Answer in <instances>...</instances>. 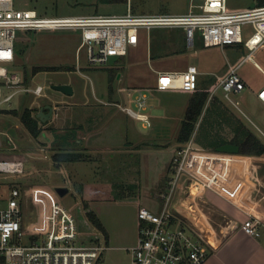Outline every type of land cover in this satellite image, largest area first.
Returning a JSON list of instances; mask_svg holds the SVG:
<instances>
[{
    "label": "rangeland",
    "instance_id": "1",
    "mask_svg": "<svg viewBox=\"0 0 264 264\" xmlns=\"http://www.w3.org/2000/svg\"><path fill=\"white\" fill-rule=\"evenodd\" d=\"M196 1L126 0L124 2L102 3L97 0H13V7L15 9H35L39 15L48 17L92 14L121 15L128 11L134 14H180L187 12L190 4ZM226 6L229 11H239L257 6V0H226ZM165 31L163 28L156 30L153 28L149 31L145 28H140L138 44L135 47L128 48L127 55L124 56V62L121 60L117 64L118 57H112L107 65L89 67L91 69H88L83 50L80 52L79 68L76 67V49L80 40V32L78 30H18L14 42L16 50L14 68L18 71L27 70L32 80L33 85L31 86H36V84L44 86L43 93L39 96L29 93V102L36 104L52 103L55 98L62 97L61 92L53 89L52 86L56 83L65 82L73 90V96L70 100L76 103H87L89 105L93 104L100 107L117 109L118 107L104 103L114 102L110 101L108 96L109 70L111 67L119 66L120 68L124 66L127 67L126 69L129 72L128 78H125L124 75L120 81L117 80V76L120 73L118 72L112 83L113 86L116 88L122 87L125 90L128 87L142 88L148 94V111L156 112L157 108L155 106L157 103L160 106L162 105L161 109L164 111L166 101L172 102L171 104L173 105H178L187 98L186 95L190 91L181 90L182 93L174 92L170 95L168 92L163 91L154 92V89L150 85L156 77L155 69H161V71L182 70L189 63L199 68V72L200 70L203 71V73L199 74V78H207L209 82H214L216 75L222 74L229 65L238 62L241 57L248 53V50L243 45L205 47L198 33L195 44L192 47H188L183 53H170L178 49L179 44L174 43L167 48H161L159 41L164 37ZM250 31V27L245 26L243 40L247 39ZM151 48L153 55H151ZM252 59L258 62L264 69V47L257 49L252 54ZM35 66H61L63 69L42 70L31 74L32 68ZM238 73L246 82L245 89L241 92L229 93L230 99L225 98L223 91L218 89L216 96L220 97L221 104L226 106L225 108L234 120L242 121L264 141V106L253 101L251 102L253 103L251 107L245 104V101L249 99L247 97L249 92L258 89L264 84V74L253 65L251 60L245 61L238 70ZM7 92L8 90L3 88V95L7 94ZM22 97V94H17L9 104H3L0 110L16 109L19 112L22 111L24 108V105H20ZM171 104L167 107L168 111H171V108H173L172 113L179 117L181 116V119H183V109L179 106L172 107ZM118 109L121 110L120 108ZM130 122H132L134 127L136 126L139 129L140 135L143 134L142 136L155 133V143H160L162 146L170 143L169 146L165 147H170L175 142L176 135L180 129L179 122L175 127L174 124H170L169 128H145L142 127L140 121L133 118ZM214 131V134L221 133L226 138L231 137L233 134L227 124ZM7 137L11 139V143H8ZM203 137L205 138V135L199 131V139ZM45 139V133H41L37 141L40 143L45 141ZM0 141L5 146L8 145L9 150H12L9 154H20L23 158L24 156H29V162H25V174L0 173V207L5 204L9 189L17 188L20 191L19 202L24 213L26 239L34 234L37 235L45 231V225H47L46 215L49 212L51 202L56 198L59 203L70 209L76 217L78 228L81 231V241H84L87 239L88 232L96 231L91 230L85 223L86 217L83 210L84 203L87 200H92V209L98 211L101 217L108 221L107 224H109V229L114 236L110 243V247L113 248L109 247L103 252L102 258L104 263H127L129 257L126 250L119 249L118 247H123L132 242V229L128 220L130 221L135 213L136 203L131 201L114 202L113 199L119 197V190L114 186L106 187V189L105 187H99L100 189L85 187L82 189L79 185L87 183L89 179L88 175L84 176L85 169L81 166L85 165L83 162L75 163V166H81L78 169V174L82 177L81 181H79L80 184L78 181H72L70 182V186L73 189H70L69 192H65L62 196L55 193L54 188L57 183L64 184L68 180L67 175L70 173L68 172V166L65 165L63 168H59L51 165L49 168L51 172L46 171L50 161L44 157L46 153L37 148L38 145L34 138L20 125L19 116L6 115L0 111ZM180 146L179 143H176L175 148ZM29 149L30 151L32 150L34 155L28 152ZM192 152V156L187 161L188 172L182 177L181 181V187L184 189L186 195L189 194L188 186L195 181L202 186L213 184L215 188H223L224 190L227 188V191L233 197H240L242 195L244 191L243 185L238 181L237 176L243 171H248L247 169H242L244 168V163L247 161L236 159L233 154L216 152L215 149L194 147L192 148ZM172 154L173 151L171 149L160 153L159 166L161 167L162 164L165 166L168 157ZM35 155L37 158L33 157ZM220 156H228L230 159H221ZM216 157L219 159H212ZM257 164H260L257 167L258 169L262 166L261 163L253 161L251 168ZM29 165L33 167L31 168ZM33 169H36L37 172L28 173V171ZM168 170L165 169L164 171L165 178H168ZM155 172L156 170L151 173L152 178ZM221 173L224 174L222 175ZM225 175L226 179L223 177ZM233 179L234 182L231 183ZM104 180L114 181L109 176L104 177ZM89 188H91V191ZM164 189L165 184L162 187V191ZM83 191H90V194H83ZM192 191L198 193L199 188L196 189L193 185ZM154 194L152 193L150 198L155 203H158L157 199L153 197ZM198 200L202 209L209 215L215 234H220L222 225H227L228 217L224 216L210 200H205L204 202L201 199ZM146 205H149V203H146ZM159 209L160 206H158V209L151 207L152 211ZM125 222H128V227ZM218 234L216 235L218 236Z\"/></svg>",
    "mask_w": 264,
    "mask_h": 264
},
{
    "label": "built area",
    "instance_id": "2",
    "mask_svg": "<svg viewBox=\"0 0 264 264\" xmlns=\"http://www.w3.org/2000/svg\"><path fill=\"white\" fill-rule=\"evenodd\" d=\"M245 26H249L251 31L243 40ZM140 28L148 31L153 28H182L188 47L195 44L198 33L205 47L243 45L248 50L238 62L228 66L224 75L216 77L207 101L218 89L227 99H230L229 93L245 89L238 70L247 60H251L264 74L262 67L252 59V54L264 47V6L229 11L226 0H197L190 4L187 12L180 14H134L128 11L121 15L48 17L39 15L35 9H15L13 0H0V107L9 104L17 94L39 96L44 90L40 84H27L22 72L8 67L15 59L14 42L18 30H78L80 40L76 66L79 68L82 50L90 67L104 66L112 57L126 55L129 47L137 46ZM199 73L193 64L183 70L158 71L155 87L192 92L198 87ZM3 88L8 90L7 94L3 95ZM257 96L264 104V85ZM104 103L120 108L145 128L152 125L148 94L142 88L129 89L123 103ZM194 147L199 146L191 137L175 149L165 189L159 194L160 209L152 211L144 206L138 209L137 241L124 248L129 257L126 264H202L208 256L212 247L209 217L198 199L202 190L215 187L213 184L202 186L195 181L188 186L187 195L181 187ZM218 157L212 159L217 160ZM0 173L25 174L24 161L0 159ZM223 177L226 179V175ZM193 185L199 188L198 193L192 191ZM8 191L5 204L0 207V264H106L102 255L109 247L102 233L85 219L89 228L96 231L88 232L87 239L81 241L76 217L56 198L46 215L45 231L26 239L20 191L17 188ZM262 226L264 222L249 213L241 229L249 236L260 237Z\"/></svg>",
    "mask_w": 264,
    "mask_h": 264
},
{
    "label": "crops",
    "instance_id": "3",
    "mask_svg": "<svg viewBox=\"0 0 264 264\" xmlns=\"http://www.w3.org/2000/svg\"><path fill=\"white\" fill-rule=\"evenodd\" d=\"M14 52L16 56L15 47ZM124 56L117 59V64H119L121 60L124 62ZM15 62L16 57L14 62L8 64L9 69L14 68ZM188 65L189 63L183 67L182 70ZM89 67L90 66L87 68L91 69ZM126 68L127 67L124 66L120 68L119 66H115L111 67L110 70H117V73L120 72L117 76V80L120 81L121 77L124 75L125 78H128L129 72ZM227 69H225V71L219 76L224 75L227 72ZM110 70L108 84H111V88L108 86L109 100L114 102H124L126 99V92L131 88L128 87V89L125 90L122 87H114L112 83L115 77L110 81ZM154 71L156 73V77L150 85V87L154 89V92L163 91L168 92L169 95L174 92L182 93L180 89L157 90L155 87L157 72L161 71V69H155ZM20 72L23 74L25 73V71ZM200 73H203V71L200 70ZM28 77L26 79L27 84L33 85L30 75ZM216 77L217 75L215 78ZM243 81L245 82L244 79ZM214 82L209 85V91ZM209 83L210 82L207 78L198 77V85L202 86ZM59 84L68 83L62 82L56 83L55 85ZM262 86L258 89H254L252 92H249V95H247L249 99L245 101L246 106H253V103H251L252 101L254 103L258 102L261 106H264L257 96V93ZM61 94L62 97L55 98L52 103L46 102L43 104H36L34 102H29V94H22L23 97L21 98L22 100H20V105H24L22 111L24 109H31L32 116L37 119L38 125L41 128V133H45V141L40 142L42 145L37 141L39 135L34 138V140L38 145L37 148L44 151V153H46L44 157L50 161L49 165L46 162L48 165L46 171L51 172L49 169L51 165L59 168H63L65 165L68 166V172L70 173L67 175V182L64 184L57 183L56 187H67L69 192L70 189H73L70 186V182L78 181L79 183V181H81L82 177L78 174V169L83 166L85 169L84 176L88 175L87 177H89V179L85 184L81 185L79 183V186L82 189L85 187H92L95 189L105 187L106 189V187L114 186L119 190V197L114 198V202L120 203L124 201H131L136 203L135 213L131 220H128L132 229V242L118 248L124 249L132 246L136 243L138 236V209L142 206L149 209H151V207L158 209V206H160L159 194L162 192V187L166 182L165 179H167L165 178L166 175H164V171L165 169L168 170L170 167V163L176 149L175 145L178 142L175 140L170 147H165L169 146L170 143L162 146L160 143L154 142L155 133L152 135H140L139 129H137L136 126L134 127L132 122H130L132 118L126 115V113L122 110H119L118 108L100 107L93 104L89 105L87 103H76L75 101L70 100L73 96V90L71 94H64L62 92ZM191 95L192 92H189L186 95L187 98L178 105H173L171 104L172 102L166 101L164 104L166 107L164 111L161 109L162 105L160 106L159 103H157L155 106L157 108L156 112L148 111L152 121L150 128H169L168 126L170 124H174L175 127L178 122L181 127V122L183 120L181 119V116L179 117L172 113L173 108H171V111H168L167 107H169L170 104L172 107L179 106L184 112L182 116H185ZM219 98L220 97L215 94L210 101L206 100L200 116V121L196 123L195 130L191 136L196 146L201 148L208 146L207 141L215 137L214 130L222 128L225 124L220 116V109L225 108L226 106L221 104L222 102ZM26 99L28 100L26 101ZM228 107L232 109L230 106ZM0 111L6 115H13L15 117L19 116L20 121V114L22 111L19 112L16 109H1ZM20 125H22L21 121ZM249 130L253 132L251 128H249ZM199 131L206 132L205 134H207V138L205 137V140L199 139ZM253 133L264 144V141L255 132ZM232 136L233 134L231 137ZM7 138L8 143H11V139L9 137ZM179 144L181 145L183 143ZM13 148H15V146H13ZM170 149L173 151V154L168 157V161L165 163V166L162 164L160 167V153H164ZM10 151L12 150H9L8 145L5 146L3 142L0 141V154H9ZM28 152L34 155L32 150L30 151L29 149ZM57 152L82 153L85 155V161L80 162H83L85 165L75 166V163L77 162H67L59 165L54 164L51 160V156ZM233 156L236 157V159L247 161L244 163V168L242 169H247L248 171H243L239 176H237L238 181H240L241 185H243L244 191L242 195L240 197H233L229 194L227 188L226 190L223 188H209L202 190V195L200 196L202 202L210 200L224 216L228 217V221L226 222L227 225H222L220 234L216 233L218 234L217 236L214 232L210 217L206 213L209 217V239L212 243V247H210L208 256L202 264H264V226H262V234L260 237L249 236L241 229V225L246 220L249 213H252L264 222V155L233 154ZM28 157L29 156H24V164L25 162H29ZM33 157L37 158L36 155ZM221 157L222 159H230L228 156ZM253 161L261 163L262 166L258 169L257 167H259L260 164H257L251 168ZM29 167L32 168L33 166L29 165ZM154 170H156V172L152 178L151 173ZM31 172L35 173L37 170L33 169L28 171V173ZM108 176L112 177L114 181L110 182L104 180V177ZM233 182L234 179L231 183ZM148 189H150L149 192ZM89 190L91 191V188H89ZM129 190L131 191L129 192ZM90 191H83V194H90ZM150 192L155 193L153 197L157 199L158 203H155V201L150 198V195L152 194ZM86 202L88 203L89 208L92 209V200H87ZM146 203H149V205H146ZM92 210L101 221L105 233L96 228L95 229L102 233L107 246L110 247V243L112 242L111 240H113L114 236L109 229V224H107L108 221L103 219L98 211H95L94 209ZM128 222H125L127 227Z\"/></svg>",
    "mask_w": 264,
    "mask_h": 264
},
{
    "label": "trees",
    "instance_id": "4",
    "mask_svg": "<svg viewBox=\"0 0 264 264\" xmlns=\"http://www.w3.org/2000/svg\"><path fill=\"white\" fill-rule=\"evenodd\" d=\"M98 2L102 3H115V2H124L126 0H97ZM257 6H264V0H257ZM160 29V28H154ZM165 29V35L162 37L161 41H159V45L161 48H167L168 46L178 43V49L171 51L170 53H183L187 50L188 46L186 44L184 31L182 28H163ZM177 39V40H176ZM151 55H153V50L151 48ZM63 69L61 66H35L32 68L31 74H35L42 70H60ZM110 70V81L113 79L116 74L117 70L112 71ZM29 76L27 70L25 69L24 77L25 80ZM212 84L210 82L207 85H198V87L192 91L191 98L189 100L185 116L181 122V127L179 129L178 135L176 137V141L178 143H184L188 141L194 130L196 123L200 121V116L204 105L206 103L208 92H209V85ZM111 88V84L109 85ZM220 107V106H219ZM15 112V111H14ZM220 116L222 117L225 124H227L233 136L228 139L224 137L221 133H218L215 137L211 140L207 141L208 146H205L207 149H215L221 144L224 143H234L240 146V150L238 154L242 155H264V144L259 140V138L249 130V128L240 120H234L232 115L229 114L226 108L220 109ZM20 121L24 128L28 131V133L33 137L36 138L41 133V128L38 125V121L34 118L31 114V109H24L20 114ZM202 122V121H201ZM205 137L207 138V134L205 131H201ZM205 140V138H200V140ZM0 159H18L24 160L23 156L20 154H0ZM51 160L54 164H61L67 162H80L85 161V155L82 153H70V152H57L51 156ZM170 170V169H169ZM168 172L170 173V171ZM168 173V174H169ZM167 174V176H168ZM169 177V176H168ZM167 180V179H166ZM83 210L85 212V217L89 221V223L96 229L103 231L105 233L104 227L95 214V212L89 208L88 203H84Z\"/></svg>",
    "mask_w": 264,
    "mask_h": 264
},
{
    "label": "water",
    "instance_id": "5",
    "mask_svg": "<svg viewBox=\"0 0 264 264\" xmlns=\"http://www.w3.org/2000/svg\"><path fill=\"white\" fill-rule=\"evenodd\" d=\"M53 89L58 90L64 94H71L72 93V88L68 84H59V85H53ZM240 150V146L238 144L234 143H224L219 145L218 147L215 148L216 152L220 153H229V154H238ZM68 191L67 187H56L55 192L59 194L60 196L64 195L65 192Z\"/></svg>",
    "mask_w": 264,
    "mask_h": 264
}]
</instances>
